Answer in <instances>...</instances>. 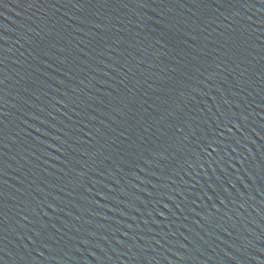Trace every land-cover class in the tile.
Wrapping results in <instances>:
<instances>
[{"label":"water","instance_id":"obj_1","mask_svg":"<svg viewBox=\"0 0 264 264\" xmlns=\"http://www.w3.org/2000/svg\"><path fill=\"white\" fill-rule=\"evenodd\" d=\"M0 264H264V0H0Z\"/></svg>","mask_w":264,"mask_h":264}]
</instances>
